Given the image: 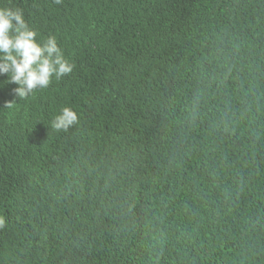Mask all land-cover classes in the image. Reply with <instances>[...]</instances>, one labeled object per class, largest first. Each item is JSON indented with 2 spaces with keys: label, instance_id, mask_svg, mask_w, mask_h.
Returning <instances> with one entry per match:
<instances>
[{
  "label": "trees",
  "instance_id": "obj_1",
  "mask_svg": "<svg viewBox=\"0 0 264 264\" xmlns=\"http://www.w3.org/2000/svg\"><path fill=\"white\" fill-rule=\"evenodd\" d=\"M0 7L74 65L0 75V264H264V0Z\"/></svg>",
  "mask_w": 264,
  "mask_h": 264
},
{
  "label": "clouds",
  "instance_id": "obj_2",
  "mask_svg": "<svg viewBox=\"0 0 264 264\" xmlns=\"http://www.w3.org/2000/svg\"><path fill=\"white\" fill-rule=\"evenodd\" d=\"M62 0H55L59 4ZM37 33L30 28L19 8L0 7V75L17 87L18 98H27L37 89H45L52 79L70 74L73 63L62 52L55 36L44 41L36 39ZM13 106L12 101L5 103ZM79 122L78 114L70 107H63L54 117L52 127L67 131ZM0 219V227L3 226Z\"/></svg>",
  "mask_w": 264,
  "mask_h": 264
}]
</instances>
